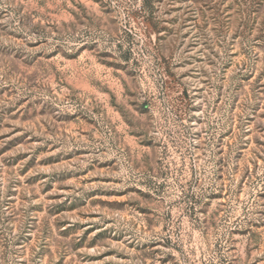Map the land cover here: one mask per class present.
<instances>
[{
	"label": "rangeland",
	"instance_id": "1",
	"mask_svg": "<svg viewBox=\"0 0 264 264\" xmlns=\"http://www.w3.org/2000/svg\"><path fill=\"white\" fill-rule=\"evenodd\" d=\"M0 264H264V0H0Z\"/></svg>",
	"mask_w": 264,
	"mask_h": 264
}]
</instances>
